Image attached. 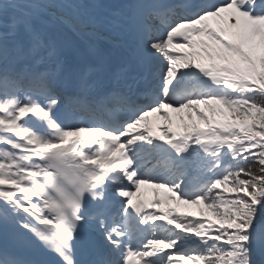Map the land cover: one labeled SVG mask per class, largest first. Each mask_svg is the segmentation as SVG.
I'll list each match as a JSON object with an SVG mask.
<instances>
[{
    "label": "snow or ice",
    "instance_id": "snow-or-ice-1",
    "mask_svg": "<svg viewBox=\"0 0 264 264\" xmlns=\"http://www.w3.org/2000/svg\"><path fill=\"white\" fill-rule=\"evenodd\" d=\"M0 264H264V0H0Z\"/></svg>",
    "mask_w": 264,
    "mask_h": 264
},
{
    "label": "rangeland",
    "instance_id": "rangeland-1",
    "mask_svg": "<svg viewBox=\"0 0 264 264\" xmlns=\"http://www.w3.org/2000/svg\"><path fill=\"white\" fill-rule=\"evenodd\" d=\"M178 123V122H177ZM185 208V210L186 211H191V212H193V213H195L196 214V211H195V209L194 208H188L187 206L186 207H184Z\"/></svg>",
    "mask_w": 264,
    "mask_h": 264
}]
</instances>
